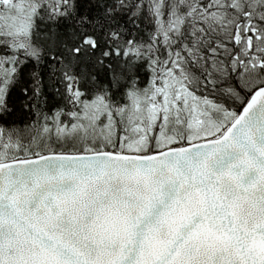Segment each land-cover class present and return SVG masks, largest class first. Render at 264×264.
I'll return each mask as SVG.
<instances>
[{
  "label": "snow or ice",
  "instance_id": "snow-or-ice-1",
  "mask_svg": "<svg viewBox=\"0 0 264 264\" xmlns=\"http://www.w3.org/2000/svg\"><path fill=\"white\" fill-rule=\"evenodd\" d=\"M0 264H264V0H0Z\"/></svg>",
  "mask_w": 264,
  "mask_h": 264
}]
</instances>
